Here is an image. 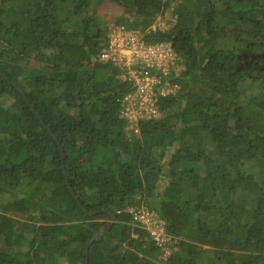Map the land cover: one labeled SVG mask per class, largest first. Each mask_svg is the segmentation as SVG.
<instances>
[{
    "label": "trees",
    "instance_id": "16d2710c",
    "mask_svg": "<svg viewBox=\"0 0 264 264\" xmlns=\"http://www.w3.org/2000/svg\"><path fill=\"white\" fill-rule=\"evenodd\" d=\"M101 1L0 0V264H264V0H111L181 67L136 133Z\"/></svg>",
    "mask_w": 264,
    "mask_h": 264
},
{
    "label": "built area",
    "instance_id": "2783aa9c",
    "mask_svg": "<svg viewBox=\"0 0 264 264\" xmlns=\"http://www.w3.org/2000/svg\"><path fill=\"white\" fill-rule=\"evenodd\" d=\"M120 28L108 36L107 45L94 60L119 67L121 78L133 83V90L124 94L120 103L127 127L136 133L139 120L158 115V98L179 88L171 80L177 75L178 57L169 41L149 43L140 31ZM138 219L156 245L163 247L168 238L163 221L156 216L152 221Z\"/></svg>",
    "mask_w": 264,
    "mask_h": 264
},
{
    "label": "rangeland",
    "instance_id": "374dc122",
    "mask_svg": "<svg viewBox=\"0 0 264 264\" xmlns=\"http://www.w3.org/2000/svg\"><path fill=\"white\" fill-rule=\"evenodd\" d=\"M175 4H176V0L170 2L168 7L165 9L164 13L156 18L155 22L152 25L154 28H158L163 31L173 24L174 16L172 15V9L175 6ZM95 13L97 16H99L106 22V26L108 27L109 30L107 34L108 36L111 35L115 30L121 29L119 26L113 25V19L122 13V7L117 3L111 0H102L101 3H99L96 6ZM177 69H178L177 70V74H178L181 67L178 66ZM153 214H154L153 212L143 207L138 212H136L134 216L137 218L143 217V219L147 221H152ZM146 231L149 232L147 228ZM158 249L160 251L159 255H157L158 258L160 260H164L167 258L168 255H170L172 251H174V249H176V246H172V240L170 237H168L164 246L158 247Z\"/></svg>",
    "mask_w": 264,
    "mask_h": 264
},
{
    "label": "water",
    "instance_id": "95a60500",
    "mask_svg": "<svg viewBox=\"0 0 264 264\" xmlns=\"http://www.w3.org/2000/svg\"><path fill=\"white\" fill-rule=\"evenodd\" d=\"M64 173V172H63ZM67 187H68V189H69V191H70V193H72V190H71V188L69 187V184L67 183ZM80 205V204H79ZM81 207V209L86 213V211L82 208V206H80ZM113 220H114V215L113 214H111V220H110V224L113 222ZM93 237H95V235H93ZM92 237V238H93ZM99 237H100V235L98 234V235H96V239H99ZM88 243H90V241H88L87 242V245H88ZM87 245H86V247H85V250H87Z\"/></svg>",
    "mask_w": 264,
    "mask_h": 264
}]
</instances>
